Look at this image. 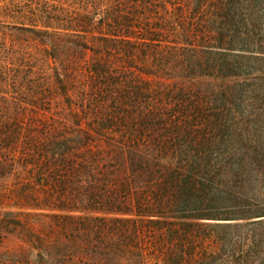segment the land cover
<instances>
[{
    "label": "trees",
    "instance_id": "16d2710c",
    "mask_svg": "<svg viewBox=\"0 0 264 264\" xmlns=\"http://www.w3.org/2000/svg\"><path fill=\"white\" fill-rule=\"evenodd\" d=\"M0 82V264H264V0H0Z\"/></svg>",
    "mask_w": 264,
    "mask_h": 264
},
{
    "label": "rangeland",
    "instance_id": "374dc122",
    "mask_svg": "<svg viewBox=\"0 0 264 264\" xmlns=\"http://www.w3.org/2000/svg\"><path fill=\"white\" fill-rule=\"evenodd\" d=\"M4 92L3 93H1ZM13 96L14 94L12 93V90L10 89L5 82H0V98L4 97L5 101L4 103H0V118L2 117L1 121H4L5 123L8 124V132L9 134H12V123H13V118L16 114V110L14 108V102H13ZM1 101V99H0ZM259 106H262V104L258 103V106L256 105V110L253 111L254 116L251 118V124L256 125V126H264V111H260L258 109ZM254 110V109H253ZM261 138H264V135L261 136ZM8 169L0 170V190H4L6 187H9L11 185L10 181L11 179L8 176ZM4 174H7V177H3ZM260 219L255 218L251 219L249 221H226V222H231V223H238L239 225H250L252 222L259 221ZM252 227V226H250Z\"/></svg>",
    "mask_w": 264,
    "mask_h": 264
}]
</instances>
